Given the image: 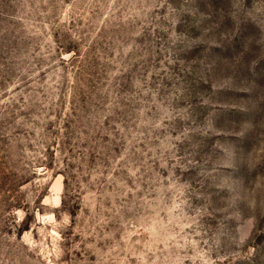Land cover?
Instances as JSON below:
<instances>
[{
  "label": "rangeland",
  "instance_id": "1",
  "mask_svg": "<svg viewBox=\"0 0 264 264\" xmlns=\"http://www.w3.org/2000/svg\"><path fill=\"white\" fill-rule=\"evenodd\" d=\"M0 264H264V0H0Z\"/></svg>",
  "mask_w": 264,
  "mask_h": 264
}]
</instances>
